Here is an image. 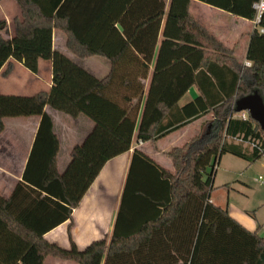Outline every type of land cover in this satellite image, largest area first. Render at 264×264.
<instances>
[{"label": "trees", "instance_id": "1", "mask_svg": "<svg viewBox=\"0 0 264 264\" xmlns=\"http://www.w3.org/2000/svg\"><path fill=\"white\" fill-rule=\"evenodd\" d=\"M16 1L22 19H16L12 39L0 35V71L7 65L9 74L13 59L37 74L39 60H49L53 88L50 94L33 97L0 95V135L6 118L41 117L23 180L9 199L0 193V264H44L49 256L79 264L103 260L105 264H264L262 226L250 231L228 208L211 201L216 165L224 154L250 163L264 156L260 125L249 114L243 120L235 111L237 100L256 91L264 98V33L259 30L264 28V16L251 35L248 60L252 65L246 67L234 50L194 19L192 0H169L167 10L168 0H155L154 15L130 25L125 20L139 15L147 0H108L83 34L65 11L74 0ZM198 1L250 21H256L255 6L260 2ZM153 19L154 37L143 40L151 34ZM5 28L1 22L0 30ZM55 29L66 34L68 49L79 59L108 60L109 74L98 79L55 52ZM192 87L198 89V97L180 106ZM47 105L74 118L84 115L95 124L86 140L73 149L63 173L57 161L60 142L53 119L45 112ZM211 114L199 136L167 154L174 172L135 151L109 243L102 239L80 250L72 240V224L70 249L45 239L63 223H72L74 210L104 166L131 150L135 134L140 141L154 143ZM129 212L138 216L128 218ZM157 241L170 242L171 247L149 248ZM158 253L161 262L148 260Z\"/></svg>", "mask_w": 264, "mask_h": 264}, {"label": "crops", "instance_id": "2", "mask_svg": "<svg viewBox=\"0 0 264 264\" xmlns=\"http://www.w3.org/2000/svg\"><path fill=\"white\" fill-rule=\"evenodd\" d=\"M107 2L108 0H74L73 4L66 7L65 11L72 17L73 27H75L79 34H83L93 23L101 8L106 6ZM168 5L169 0L166 4V10ZM156 7L157 4L155 0L142 2L139 8L140 14L131 18L129 21L125 20V24L130 25V21L133 24L142 23L144 16H148L150 13L152 16L154 15ZM190 13L210 34L221 41L226 47L235 51V56L240 64L246 67L252 65L248 60V49L251 35L258 25L256 21L236 17L226 11L198 0L191 1ZM16 19H22V10L17 1L2 0L0 2V23L5 22L6 28L0 30V35L5 39L13 38ZM151 23V34L142 37L143 40L149 41L150 39L146 37H154V19ZM116 26L120 31H123V27L120 23ZM164 26L165 19L158 32V46L155 50V54H157L159 48ZM53 50L67 56L81 67L84 66L85 68H83L85 70L98 79L106 77L111 70L110 62L102 57L95 56L87 60L79 59L68 49L67 36L59 29L53 31ZM93 58H102L104 60H93ZM89 61H91V63L86 65ZM9 63L12 64V71L9 74H6L7 65L0 71V95L33 97L40 93L50 94L53 88L52 61L39 60V71L37 74L30 72L21 63L13 59H11ZM152 71L153 66L150 68V74ZM144 83L146 87H148L149 79ZM189 93L190 98L182 104L181 101ZM198 95V89L192 87L180 101V106L190 103L198 97ZM142 109L143 102L141 111ZM45 112L53 119L54 132L60 142V152L57 161L59 172L63 173L71 162L73 149L86 140L93 131L95 124L84 115L74 118L55 110L49 105L45 107ZM242 113L248 115L247 112ZM242 113H240V118ZM212 118V114L203 117L154 143L140 141L135 134L131 150L108 161L104 166L99 176L82 199L79 207L74 210L72 223H70V221L63 223L48 232L45 235V239L50 243H57L62 248L70 249L71 241L69 230L72 224V240L80 250H85L92 243L102 239H107L109 243L116 227L122 197L135 151L146 154L161 167L174 172V163L167 154L174 148L183 147L188 141L199 136L205 129L206 122ZM40 122L41 117L39 116L6 118L4 120L5 129L0 135V193L6 199L11 197L16 186L23 180V174L35 145ZM138 179L139 178H137V180ZM135 183L140 184V181ZM211 201L217 205L212 198ZM131 204H133V202ZM140 204L141 203L138 202V204L134 205ZM131 216L137 217L138 215L136 212L127 213L128 218ZM231 216L250 231H255L258 228L252 221L245 218H238L233 214H231ZM253 217L255 218V216ZM260 235L264 236L263 233H260ZM0 246H3L1 245V241ZM148 246L149 248L152 247L153 249L157 248L162 250L171 247V244L170 242L157 241L151 244V246ZM160 257L158 253L147 259L154 262H161ZM170 259L171 256L168 257L167 262L170 261ZM44 264L79 263L49 256ZM102 264H105V260H103Z\"/></svg>", "mask_w": 264, "mask_h": 264}, {"label": "rangeland", "instance_id": "3", "mask_svg": "<svg viewBox=\"0 0 264 264\" xmlns=\"http://www.w3.org/2000/svg\"><path fill=\"white\" fill-rule=\"evenodd\" d=\"M189 98L190 93L181 103ZM245 146L252 148L250 143H245ZM213 186L212 199L217 205L228 208L238 218L262 226L260 233L264 234V156L250 163L232 154H224L216 165Z\"/></svg>", "mask_w": 264, "mask_h": 264}, {"label": "water", "instance_id": "4", "mask_svg": "<svg viewBox=\"0 0 264 264\" xmlns=\"http://www.w3.org/2000/svg\"><path fill=\"white\" fill-rule=\"evenodd\" d=\"M236 113L247 112L257 122L264 132V98L259 92L237 100L235 104Z\"/></svg>", "mask_w": 264, "mask_h": 264}, {"label": "built area", "instance_id": "5", "mask_svg": "<svg viewBox=\"0 0 264 264\" xmlns=\"http://www.w3.org/2000/svg\"><path fill=\"white\" fill-rule=\"evenodd\" d=\"M257 20L256 23L259 24L264 16V0H261L257 5ZM260 32L264 33V28H260ZM241 118L243 120H247V115L246 113H242Z\"/></svg>", "mask_w": 264, "mask_h": 264}]
</instances>
